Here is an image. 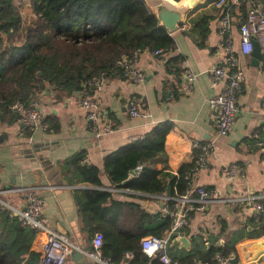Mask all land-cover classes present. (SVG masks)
I'll return each mask as SVG.
<instances>
[{
	"label": "crops",
	"instance_id": "1",
	"mask_svg": "<svg viewBox=\"0 0 264 264\" xmlns=\"http://www.w3.org/2000/svg\"><path fill=\"white\" fill-rule=\"evenodd\" d=\"M21 1L13 0L14 3ZM182 1L174 0L175 3ZM214 1L197 0L193 5L195 8L191 10V7V11L183 15L178 27L168 31L174 42L172 49L155 56L145 49L139 51L135 63L143 75L142 80L134 82L116 75L106 77L94 95L101 110V120L111 127L110 131L98 137L92 134L86 125L83 109L78 105L76 91L59 98H54L46 90L35 94L32 104L41 113L42 121L47 125L46 131L35 126L22 134L15 119L5 117L0 120L2 198L19 206L22 195L16 189L35 186L44 200L41 215L45 225L64 233L82 253L89 248L93 232H86L81 226L73 199L75 190L108 189L113 199L132 201L147 213H158L160 205L155 194L128 191L124 187L112 190L102 171V158L118 146L142 136L155 123L168 121L170 128L164 134L162 152L140 157L139 168L175 173L181 164L192 161L197 144L208 142L210 152L204 166L189 174L191 184L210 186L219 196L245 193L259 196L258 202L263 210L256 212L249 202L208 203L201 211L190 213L186 224L175 233L174 237L184 236L187 245L170 241L167 247H174V251L166 248V253L178 255L194 242L203 249L208 242L215 245L233 234L238 236L234 243L235 264H250L247 257L255 248L254 242L264 240V232L258 236L247 235L255 232L259 225L264 226V111L260 108V98L264 93V48L259 45L258 62L250 53H239L236 15L240 6L230 4L226 10L230 16L226 34L242 69L243 82L236 98L237 111L230 130L224 135H216L211 124V110L205 101L218 87L210 84L207 69L221 56V37L216 28L219 8ZM21 12L26 10L23 8ZM201 14H208L211 19L205 44L198 47L192 41L195 34L190 20ZM174 54L183 57L178 84L164 68V59ZM186 72L194 74L189 87L185 80ZM128 98L136 101L138 113L135 116L127 114L125 103ZM76 151H83V163L97 167L100 186L77 181L70 171L62 169V161ZM230 163L237 164L240 172L227 179L221 170ZM44 241V232H34L24 258L37 261ZM61 264L80 263L68 254Z\"/></svg>",
	"mask_w": 264,
	"mask_h": 264
},
{
	"label": "trees",
	"instance_id": "2",
	"mask_svg": "<svg viewBox=\"0 0 264 264\" xmlns=\"http://www.w3.org/2000/svg\"><path fill=\"white\" fill-rule=\"evenodd\" d=\"M239 6L242 12L243 3ZM228 8L226 0L222 11ZM210 19V15L201 14L190 20L195 34L192 41L198 47L205 44ZM173 46L171 35L159 25L143 0H0V120L15 119V113L8 109L15 100L31 105L35 94L44 90L54 98L68 96L98 70H104L107 76L121 77L113 66L121 55H129L135 49L167 51ZM182 60L180 54L164 59L165 71L173 75L177 84ZM169 128L170 122H157L142 136L106 153L102 171L109 186L155 195L182 192L187 180L183 176L189 174L192 161L181 164L175 173L140 167L122 184L140 157L162 152L164 134ZM82 158L83 151H76L62 161L61 167L77 181L100 186L97 167L83 163ZM73 199L82 228L101 233V256L117 263L123 251H131L132 264H161L140 251L139 239L145 235L162 236L169 227L166 217L147 213L135 202L113 199L110 191L103 188L77 189ZM263 232L261 224L247 235ZM33 234L1 210L0 264H37L24 258ZM237 237L229 234L221 243L208 242L203 249L194 242L184 252L170 257L181 264H197L208 261L214 252L234 254Z\"/></svg>",
	"mask_w": 264,
	"mask_h": 264
},
{
	"label": "built area",
	"instance_id": "3",
	"mask_svg": "<svg viewBox=\"0 0 264 264\" xmlns=\"http://www.w3.org/2000/svg\"><path fill=\"white\" fill-rule=\"evenodd\" d=\"M226 0H215L214 5L219 10L216 19L217 33L221 37L219 47L221 56L208 69L210 84L217 85V90L208 96L205 101L211 110V124L216 135L226 134L232 125L237 111L236 98L241 90L243 82V72L231 49L227 36V29L230 23V16L226 11H222V4ZM243 3L244 9L236 15L239 53L248 54L252 48V40L264 48V0H229V4L240 5ZM139 49L133 50L129 55H121L114 61V67L121 77L134 82L142 80V73L136 66V57ZM165 51L154 49L149 51L151 55L162 54ZM107 74L104 70H98L87 77L81 84L77 93V102L83 109L86 125L95 137L111 130L107 123L101 120V110L94 93L106 80ZM194 74L186 72L185 80L189 87ZM126 110L129 116L138 113L136 101L133 98L126 100ZM260 108L264 111V93L260 98ZM8 109L15 113V122L18 131L24 133L27 129L39 126L42 131H46L47 125L42 121L41 113L33 106L26 105L15 100L8 105ZM210 152V144L199 143L193 153L192 166L188 169L189 174L195 169L203 167L205 158ZM139 166L134 167V172ZM240 172V167L235 163L225 165L221 173L227 179H232ZM189 174H184L186 187L182 192H173L171 195L164 193L155 195L159 200L160 207L158 214L169 220V227L162 236L145 235L139 239V249L148 257H154L161 264H181L177 259L171 258L166 253L168 243L172 240L171 235L183 227L187 222L188 213L198 212L211 202H222L227 204L249 202L256 212L263 210L258 202L259 196L245 194H231L219 196L210 186L192 185ZM118 187H112L116 190ZM125 190L131 191L127 188ZM22 195L21 205H11L1 196L0 191V211L6 212L7 216H13L23 226L33 232L42 231L45 234L40 257L37 264H61L64 257L72 250H79L76 245L69 242L66 235L48 228L42 218L41 211L44 205L43 198L38 195L35 186H24L17 188ZM101 233L94 231L89 239V248L83 250L85 256L92 259L96 264H132L131 251H123L117 263L110 261L108 257L101 256L99 247L101 244ZM232 252L221 254L214 252L208 261H199L197 264H225L233 256Z\"/></svg>",
	"mask_w": 264,
	"mask_h": 264
},
{
	"label": "water",
	"instance_id": "4",
	"mask_svg": "<svg viewBox=\"0 0 264 264\" xmlns=\"http://www.w3.org/2000/svg\"><path fill=\"white\" fill-rule=\"evenodd\" d=\"M145 4L150 7L159 22L167 31H173L181 23L183 15L196 3L197 0H184L180 3H175L174 0H143ZM252 58L258 62L259 59V45L255 40H252V48L250 50ZM134 169L129 170L128 176L122 181V184L134 173ZM160 205V203H159ZM172 243L178 242L183 246L187 245V240L184 236L172 238ZM255 248L248 255L247 260L250 264H264V240L254 242ZM87 250V248L85 249ZM70 258L78 260L80 264H96L92 259L83 255L78 250H72L69 253ZM228 262L235 264L237 262V255H233Z\"/></svg>",
	"mask_w": 264,
	"mask_h": 264
},
{
	"label": "rangeland",
	"instance_id": "5",
	"mask_svg": "<svg viewBox=\"0 0 264 264\" xmlns=\"http://www.w3.org/2000/svg\"><path fill=\"white\" fill-rule=\"evenodd\" d=\"M173 248H174V247H173ZM173 248H168V247H167V250L173 252V251H174ZM177 253H178V252H177Z\"/></svg>",
	"mask_w": 264,
	"mask_h": 264
}]
</instances>
